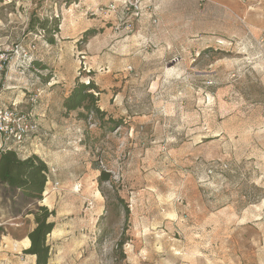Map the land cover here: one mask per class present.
Returning <instances> with one entry per match:
<instances>
[{"label": "rangeland", "instance_id": "1", "mask_svg": "<svg viewBox=\"0 0 264 264\" xmlns=\"http://www.w3.org/2000/svg\"><path fill=\"white\" fill-rule=\"evenodd\" d=\"M143 1L0 0V102L54 169L49 264H264V0ZM79 80L117 125L66 114ZM33 209L0 187V264H34Z\"/></svg>", "mask_w": 264, "mask_h": 264}, {"label": "trees", "instance_id": "2", "mask_svg": "<svg viewBox=\"0 0 264 264\" xmlns=\"http://www.w3.org/2000/svg\"><path fill=\"white\" fill-rule=\"evenodd\" d=\"M36 22L38 23V20L33 18L31 26L34 27ZM39 25L44 31H48V20L42 21ZM53 30L55 33H59L58 26H55ZM48 41L53 43L51 39ZM32 65L38 73L48 69L39 61H34ZM40 77L43 83L49 82L50 75L45 77L41 74ZM99 94L100 91L94 81L85 83L79 80L70 95L64 99L62 107L66 114L77 113L79 120L87 121L92 116L101 122V127L104 128L109 124L113 128L117 123L111 119L106 120L107 114L99 106ZM40 131L32 134L21 144L9 143L4 147L0 154V187H3L8 193L17 194L24 201L34 205V209L27 215L33 217L35 225L26 235V238L30 240V246L23 253L34 257L35 264H49L51 246L48 243V238L56 227L53 221L56 212L45 205H40V202L43 200L50 180V170L46 162L38 155L27 156L23 151L28 145L34 144V141L43 142ZM108 181V173L102 172L100 183ZM129 215L130 209L126 207V217ZM119 245L123 246V241Z\"/></svg>", "mask_w": 264, "mask_h": 264}, {"label": "built area", "instance_id": "3", "mask_svg": "<svg viewBox=\"0 0 264 264\" xmlns=\"http://www.w3.org/2000/svg\"><path fill=\"white\" fill-rule=\"evenodd\" d=\"M143 0H128L125 10L132 11L137 17L143 13ZM114 9V6H110ZM4 58L0 57V84L2 71L4 70ZM39 94L31 97V104L36 106L39 103ZM41 129L40 120L33 112L23 111L18 105L5 106L0 102V154L9 143L21 144L32 134L38 133ZM54 169H50L53 173ZM59 186L55 183L54 188Z\"/></svg>", "mask_w": 264, "mask_h": 264}, {"label": "crops", "instance_id": "4", "mask_svg": "<svg viewBox=\"0 0 264 264\" xmlns=\"http://www.w3.org/2000/svg\"><path fill=\"white\" fill-rule=\"evenodd\" d=\"M33 144H30V145H28L27 147H25L24 148V154L25 155H27V156H29V155H31V154H36V155H38L40 158H42L43 160L45 159V158H43V155H45V152H44V150H43V148L41 149V152H40V150H39V152H35L34 151V149H33ZM37 146V145H36ZM39 146H41V145H39ZM43 151V152H42ZM45 161V160H44ZM46 162V161H45ZM46 164H47V162H46ZM48 165V164H47ZM27 239V238H26ZM26 239L23 241L24 243H25V241H26ZM15 247H19L20 249H27V247L26 246H21V243L20 242H16V245H15ZM23 250V251H24ZM30 257H32V256H30ZM33 258V261H34V264H35V258L34 257H32Z\"/></svg>", "mask_w": 264, "mask_h": 264}, {"label": "bare ground", "instance_id": "5", "mask_svg": "<svg viewBox=\"0 0 264 264\" xmlns=\"http://www.w3.org/2000/svg\"><path fill=\"white\" fill-rule=\"evenodd\" d=\"M27 248L30 246V240L27 238L26 241H25V245Z\"/></svg>", "mask_w": 264, "mask_h": 264}]
</instances>
